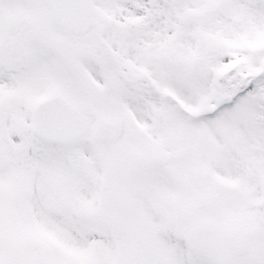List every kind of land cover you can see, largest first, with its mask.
<instances>
[{"label": "snow or ice", "instance_id": "obj_1", "mask_svg": "<svg viewBox=\"0 0 264 264\" xmlns=\"http://www.w3.org/2000/svg\"><path fill=\"white\" fill-rule=\"evenodd\" d=\"M0 264H264V0H0Z\"/></svg>", "mask_w": 264, "mask_h": 264}]
</instances>
